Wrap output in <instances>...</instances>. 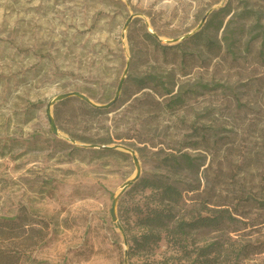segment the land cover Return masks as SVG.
<instances>
[{
    "label": "rangeland",
    "instance_id": "374dc122",
    "mask_svg": "<svg viewBox=\"0 0 264 264\" xmlns=\"http://www.w3.org/2000/svg\"><path fill=\"white\" fill-rule=\"evenodd\" d=\"M227 4L228 15L175 48L143 37L150 30L168 45L210 8ZM208 40L221 49H209ZM128 56L117 124L131 134H161L194 160L175 175L160 168L155 148H132L139 177L165 175L180 188L177 218L222 209L233 218L219 230L190 231L186 253L162 239L150 254L128 256L129 238L142 231L137 218L151 202L150 192L137 187L118 198L124 246L110 206L135 173L130 154L75 152L73 145L91 148L53 135L45 116L47 102L60 93L77 90L97 103L109 100ZM154 72L170 76L174 92L182 85L186 99L176 114L157 120L123 102L136 90L131 77ZM197 129L209 135L193 149L188 144ZM263 193L264 0H0V215L14 216L22 206L49 224L44 243L28 249L19 264H124L125 250L127 264H189L196 249L211 242L218 243L222 264H264V205L245 200ZM243 246L247 254L240 252Z\"/></svg>",
    "mask_w": 264,
    "mask_h": 264
},
{
    "label": "trees",
    "instance_id": "16d2710c",
    "mask_svg": "<svg viewBox=\"0 0 264 264\" xmlns=\"http://www.w3.org/2000/svg\"><path fill=\"white\" fill-rule=\"evenodd\" d=\"M228 6L227 4L212 12L203 25V29L213 24L219 15H228L230 13ZM220 22V25H222V20ZM231 22L232 20H227L224 31H228V26ZM200 32L201 30L193 34L190 40L198 38ZM143 37L163 49L175 48L180 45V43L172 45L160 44L147 31L143 33ZM127 40L132 50L134 40L130 33L127 34ZM207 46L211 50L214 47L221 49L219 44L210 40L207 41ZM131 80L136 90L128 94L123 102L129 101L131 111L134 110L138 114H146V116L150 114L157 120L158 117L167 114H176L186 102L185 90H183L182 85H179V89L174 92V81L167 74L146 73L143 76L131 77ZM196 86L203 89L207 85L197 84ZM189 91H196V88H189ZM87 96L93 98L90 94ZM97 101L104 103L101 99H97ZM64 106L66 110H63ZM112 112H114L113 116L110 117L109 114ZM53 116L56 124H59V128L77 142L101 145L120 143L136 150L146 147L155 148V153L159 155L160 168L167 169L168 172L175 175H178L185 167L191 168L193 166L194 160L189 154L181 152L180 147L173 148V146H169L163 135L143 134L140 132L131 134L130 128L118 125L117 102L111 108L101 109L71 97L60 101L54 106ZM208 135L207 131L197 129L196 140L188 145L193 149L199 148V141H207ZM211 140L214 141L213 138ZM71 148L75 152L86 151L98 156L125 155V153L114 149H85L75 145L71 146ZM131 187V189L137 187L140 190L149 191L151 202L146 207L147 211L145 214L137 218V224L142 231L129 238L128 256L150 254L162 239H167L178 250L186 253L188 251L185 244L186 236L190 231L200 228L219 230L233 220L231 215L225 213L226 210L223 209L213 216L197 215L190 220L177 218L173 211L174 208L180 205L183 194L180 188L169 181L165 175L152 174L148 177H139ZM245 200L247 202L255 201L264 205V193L260 198L248 194L245 196ZM48 226V222L34 217L22 206L14 216L6 217L0 215V264H19L20 259L24 255L29 257L27 254L28 249H33L34 246L44 243ZM240 252L247 254L245 246ZM219 253L218 243L211 242L197 248L195 251L196 255L189 264H222L218 258Z\"/></svg>",
    "mask_w": 264,
    "mask_h": 264
},
{
    "label": "water",
    "instance_id": "95a60500",
    "mask_svg": "<svg viewBox=\"0 0 264 264\" xmlns=\"http://www.w3.org/2000/svg\"><path fill=\"white\" fill-rule=\"evenodd\" d=\"M214 8H210L201 18L200 22L198 23V25L191 30L190 32L174 38L172 40H166V43L169 44H176L179 43L187 38H189L190 36H192L193 34H195L196 32H198L203 25L205 24L208 16L214 11ZM132 19V16H130L127 21L125 22V24L123 25V33H122V37H125V30L128 26V24L130 23ZM149 33L158 41H160V37L153 31L149 30ZM130 66V58L129 56L127 57L126 63H125V67L124 70L121 74V77L117 83L116 89L114 91L113 96L106 102L104 103H97L95 101H93L90 97H88L87 95H85L82 92H79L77 90H73V91H68V92H64V93H60L57 94L56 96H54L53 98H51L46 106H45V116L49 125V128L52 132L53 135L63 138L65 140L70 141L71 143L75 142V140H73L72 138H70L69 136L63 134L57 127L54 116H53V107L59 103L60 101L67 99V98H77L83 102H85L86 104L92 106V107H96V108H101V109H108L111 108L119 99L120 94H121V90H122V86L124 84L125 78L127 76L128 73V69ZM81 146L83 147H87V148H91V149H114V150H119L125 153L130 154L134 167H135V173L132 177L128 178L127 180H125L119 190L117 191V193L112 197V201H111V206H110V218L113 222H115L118 226V229L121 231V234L123 236V244L124 246H126L127 244V240L126 237L124 235L123 229L120 226V224L118 223V221L116 220V215H115V210H116V205H117V201L118 198L120 197V195H122L127 189H129L139 178L140 176V164H139V159L135 153V151L131 148L128 147L126 145L123 144H111V145H101V144H85V143H81ZM124 264H127V260H126V250L124 251Z\"/></svg>",
    "mask_w": 264,
    "mask_h": 264
}]
</instances>
